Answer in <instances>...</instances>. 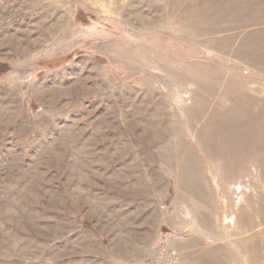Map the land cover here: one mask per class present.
<instances>
[{
	"label": "rangeland",
	"instance_id": "374dc122",
	"mask_svg": "<svg viewBox=\"0 0 264 264\" xmlns=\"http://www.w3.org/2000/svg\"><path fill=\"white\" fill-rule=\"evenodd\" d=\"M0 264H264V0H0Z\"/></svg>",
	"mask_w": 264,
	"mask_h": 264
},
{
	"label": "built area",
	"instance_id": "2783aa9c",
	"mask_svg": "<svg viewBox=\"0 0 264 264\" xmlns=\"http://www.w3.org/2000/svg\"><path fill=\"white\" fill-rule=\"evenodd\" d=\"M176 254L174 252L166 254L165 257L155 260L150 264H177Z\"/></svg>",
	"mask_w": 264,
	"mask_h": 264
},
{
	"label": "trees",
	"instance_id": "16d2710c",
	"mask_svg": "<svg viewBox=\"0 0 264 264\" xmlns=\"http://www.w3.org/2000/svg\"><path fill=\"white\" fill-rule=\"evenodd\" d=\"M7 69L8 67L6 65L0 63V75H3Z\"/></svg>",
	"mask_w": 264,
	"mask_h": 264
}]
</instances>
